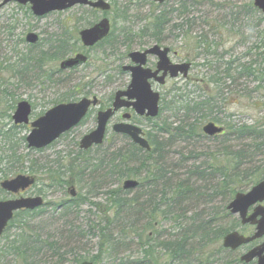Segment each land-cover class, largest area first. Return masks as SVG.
I'll list each match as a JSON object with an SVG mask.
<instances>
[{
	"label": "rangeland",
	"instance_id": "rangeland-1",
	"mask_svg": "<svg viewBox=\"0 0 264 264\" xmlns=\"http://www.w3.org/2000/svg\"><path fill=\"white\" fill-rule=\"evenodd\" d=\"M105 1L112 7L108 13L77 6L63 13L37 18L30 11L29 5L20 6L15 3L0 10V112L3 113L0 114V128L8 129L13 125L9 118L14 112L10 110L13 103L15 109L19 102H28L33 108V121L60 103H74L82 98L92 97H97L100 101L99 106L93 108L79 126L50 147L36 151L29 150L26 144H19V153L27 156V161L20 168L12 169L6 174L10 175L8 178H14L18 174L36 177V184L25 195L42 196L45 206L22 223L29 224L25 227V233L31 247L26 250L25 259L7 255L2 259V264H81L84 261L105 264L107 261H117L110 257V251L107 252L100 246L104 240L99 230L106 226L115 238L121 234L125 237L124 247H120L116 253L118 259L142 260L146 251L147 256L151 255V258H146L150 264H172L160 245L171 236L190 228L192 218L198 217L199 222L204 224L210 221L213 232L219 227L233 229L244 236L254 232L253 228L241 225L239 217L227 210L233 197L229 200L212 195L213 188L224 183L222 176L214 172L220 162L228 165L230 159L227 154L234 155L242 151L245 169H257L259 173H264V136L238 138L226 131L224 135L213 139L202 131L206 124L213 122L225 129L226 126L233 125L234 128L250 127L264 132V19L254 8L253 0H167L163 5H157L152 0ZM103 17L111 23V41L83 50L77 40L79 32ZM158 19L164 26L159 35L154 32L160 26L156 21ZM10 27L13 28L12 34L8 31ZM29 33L39 36L36 45L26 43L25 38ZM63 42L65 46L60 51L61 56L53 57L59 44ZM154 44L169 48L173 62L190 63L192 67L187 79L179 78L155 88L163 98L161 113L157 119L140 118L130 111L131 123L144 133L159 135L162 143L170 138L168 133L157 129L163 123L172 124L173 131L182 126V121L186 125L194 124L195 132L206 137L177 136L167 142L163 154L162 165L170 175L183 180L194 170L199 173L190 179V185L197 183L194 190L203 197L190 208L183 206L190 212L183 216L182 229L176 225L174 215L165 220L159 217L160 212L151 216L148 212L152 206L147 203L146 198H140L138 202L143 209L141 214L132 217L134 211L125 207L122 215L111 222L115 212L112 196L121 195L131 200L141 195L142 192L136 189L122 190L126 180L139 179L110 177V172L107 173L103 168L97 173L100 178L99 189L92 195L88 190L90 182L87 178H93L88 176L90 171L87 169L93 168L90 164L95 165L98 160L110 158L117 150L130 149L131 140L112 131V125L121 121V113L109 123L105 142L101 147H94L90 152L82 154L78 148L81 138L96 128L97 113L111 105L116 91L127 87L129 75L121 71V67L128 63L127 54L143 51ZM78 52L86 53L89 62L72 70H60V63ZM46 53L51 54L44 57ZM14 63L17 66L13 71L10 67ZM104 65L107 67L105 72L102 71ZM244 68L248 69L249 74L244 72ZM227 69L231 71L230 77L226 76ZM204 101L211 105V109L205 111V117L192 113L193 105L178 114L174 111L176 102H179L180 109L185 107L186 102L194 104ZM216 120L221 123H216ZM29 131L30 127L18 129L19 140L26 137ZM46 161L52 165L62 161L60 166L66 178L56 179L43 170ZM82 164L87 169L84 175L81 173L79 176ZM203 171L208 176L201 175ZM199 176L206 177V180H200ZM2 178L3 174H0V183ZM70 185L75 186L80 198L77 207L70 213L63 214L55 210V207L61 202L72 200L67 192ZM110 191L116 192L110 196ZM13 197L0 190V201ZM174 211L175 208L172 207L170 212ZM145 212L147 213L144 214ZM22 224L15 223L5 231L0 238V251L6 245L5 238L14 240L21 226H25ZM195 225L196 223L192 227ZM191 229L197 231L195 228ZM133 230L140 235L139 239ZM147 239V248L140 246L141 241L145 242ZM263 241L264 238L237 251L225 249L226 252H220L222 240L216 244L204 239L205 246L202 249L197 246L200 240L189 239L187 244L195 245L194 248H189L193 264L198 260L200 251L213 254L209 264H238L237 259L240 262L244 253ZM55 243L51 248L50 245Z\"/></svg>",
	"mask_w": 264,
	"mask_h": 264
},
{
	"label": "trees",
	"instance_id": "trees-1",
	"mask_svg": "<svg viewBox=\"0 0 264 264\" xmlns=\"http://www.w3.org/2000/svg\"><path fill=\"white\" fill-rule=\"evenodd\" d=\"M2 1V0H0ZM185 7V6H184ZM182 7V8H184ZM160 23V19L156 20ZM158 24V23H157ZM187 25V22H186ZM158 26V25H156ZM155 27V26H153ZM152 27V28H153ZM162 24L160 23V26L158 29L154 32H156L157 35L163 32ZM181 26V28H183ZM10 34L13 32V28L10 27V30H8ZM78 42L79 39L77 38ZM110 40V36L107 40L104 42L108 43ZM206 43L207 41L203 39ZM202 41L199 42V45L202 44ZM111 41V40H110ZM109 41V42H110ZM160 40L157 41L159 43ZM59 44V47L57 48L56 54L53 55V57L58 58V56H61L60 51L64 50V44ZM73 49H75V45L72 46ZM70 51V50H67ZM51 53H46L44 57H49ZM63 54V52H62ZM17 65H12L10 68L13 69ZM107 69L106 65L102 68V71L105 72ZM22 70L25 71V68H22ZM244 72L249 74L248 69L244 68ZM251 73V72H250ZM231 71L227 69L226 76L230 77ZM22 79H25V77ZM219 82H217L218 84ZM177 106L176 109L174 108V111L178 113H181V111H184V109L188 108L189 106L193 105V111L192 113L195 114H201V116H206L205 111L208 109H211V105L209 102L204 101L201 103H194L189 104L186 102V105L184 108H178L180 106L179 102H176ZM189 104V105H187ZM15 103L10 107V110L14 109ZM187 106V107H186ZM0 114H3L0 112ZM177 116V115H176ZM10 117V116H9ZM216 123H221L220 121L216 120ZM194 124L186 125L184 121H182V126L175 128L173 131L172 124L163 123L160 128H157L158 130L162 131V133H168L170 138L166 141V143H162L161 138L159 135H155L153 133H146V138L149 142V145L151 147L150 152L143 151L139 147L135 146L134 144H130V149L128 151H121L117 150L115 153L111 155L110 158L101 159L98 160V163L95 165L90 164V167L87 169V167L82 164V170L79 171V176L84 175L86 169L90 171L89 177L93 178H87L89 180V188L88 190L91 191V195L96 192V190L99 189V181L100 178L98 176V172L102 171L104 168V171L108 173L110 172L109 176L114 177L116 176L119 179H128V178H136L139 179V186L136 189V191L139 190V192H142L141 195L133 197L131 200H128L124 198V196H112L113 193L116 191H110L109 194L112 196L113 200V210L115 211L112 215L111 222L119 218L122 213L125 210V207H130L132 211H134V214H132V217H136L139 214L142 213L143 209L140 208L138 205L140 198H146L147 203L151 204L152 208L150 213L151 216H156L158 212H160L161 215H159L160 218H163L164 220L168 217L174 215L176 217V225H179V229H182L184 225V219L185 214L190 212L187 208H183V206H188V208L192 207L197 201H199L203 196L200 194V192H197L194 190V187L197 183H194L193 185H190V179L194 178V175H198V170H194L190 173V175L187 176L186 179L180 180L177 177H174L168 173V170L162 165V158L165 151V147L168 145V141H172L177 136H188L189 138L192 136H201L206 138L202 133H196ZM25 128V127H20ZM18 127L11 126L8 129L0 128V150H1V157H0V174H3L4 179H8L10 175H7L9 171L15 168H20L21 165H23L27 161V156L19 153V144L23 143L25 137H22V139L19 140L18 133H17ZM229 131L231 134L237 136L238 138L243 137H262L264 136V132L262 131H256L250 127H239L234 128L233 125L226 126L225 132ZM224 135V134H223ZM222 136V135H221ZM220 136L213 137V139H216ZM79 153H84L79 151ZM230 159L227 162V166L222 164L221 162L216 166V172L219 173L220 176L223 178V185L217 184L213 188L212 195L216 196H223L227 199L230 197L234 198L239 193H245L247 192V188L250 187V189L255 186L260 181H264V173H259L257 169L256 171H248L250 169H245L244 165L242 164V160L244 158V153L242 151L236 152L234 155L227 154ZM220 161V160H218ZM61 162H58L56 165H52L50 162H45L43 170H46L52 177L56 179H63L66 175L64 173ZM36 167L38 165L34 163ZM52 165V166H51ZM3 166H6L4 168ZM57 167L55 170L53 168ZM204 172V171H203ZM228 172V173H227ZM255 172L257 173V176H255ZM19 173V171H18ZM68 173V172H67ZM5 174V176H4ZM70 174V172L68 173ZM97 174V175H96ZM206 174L204 173H200ZM144 175V176H143ZM78 176V175H77ZM87 177V176H86ZM66 178V177H65ZM200 180H206V177L199 176ZM68 179V178H67ZM86 179V178H85ZM82 180V178L80 179ZM176 181L175 183H172L171 181ZM199 180V181H200ZM233 187V189H231ZM151 188V189H150ZM1 190V189H0ZM79 195L69 201L61 202L55 207V210H59L60 212H63V214L70 213L73 208L77 205V202L79 201ZM232 198V199H233ZM225 199V200H227ZM230 200V202L232 201ZM229 202V203H230ZM145 206V205H143ZM77 207V206H76ZM164 207L165 209H162ZM172 207L175 208L174 212H170L172 210ZM190 210V209H189ZM39 210L36 211H21L17 213L14 217V220L9 224L8 228H12L15 223H19L20 225L27 221L24 219L32 218L34 215L38 213ZM145 212L144 214H146ZM114 216V218H113ZM22 217V218H21ZM122 220V219H118ZM109 220H107L108 222ZM182 221V222H181ZM192 224H190V228H186L185 230L180 231L176 236H171L166 242L162 243L160 246L164 250V255L170 258V261L172 264H193L191 253L189 248L192 246L193 248L195 245H188L187 243L189 239H195L200 240L197 246H200L198 249L204 248V239L209 241L210 243H216L219 244L221 240L230 232L234 231L233 229H227L223 227H219L215 229H212L210 226V221L204 223L199 222L198 217L192 218ZM196 223L195 227H192L193 224ZM108 224V223H107ZM24 227L21 226V229L18 234L15 235V239L12 241H9V237L5 238V247L0 251V264H2V259H4L7 255L11 256H21L25 259V255L27 254L26 250L31 248L28 244V237L25 233V227H28V222L26 224H22ZM31 227V225H30ZM195 228L197 231L195 232L193 229ZM94 229V228H92ZM30 231V228H29ZM100 233H102V238L104 240L103 244L100 245L101 249L107 250L111 252L110 257L117 260L105 264H150V261H147V257L151 258V255L147 256L146 251L144 252V257L142 260L139 258H136L134 260H131L130 258H117V252L120 247H124L125 245L124 240L125 237L123 234H121L119 237L115 238L110 230L109 227H103L100 228ZM134 234L137 235L138 239L140 238V235L137 233V231H134ZM189 232V233H188ZM149 239H147L145 242L140 243V246L143 248H147ZM55 244H51V248L54 247ZM33 246V245H32ZM221 250L220 252H226L225 249H223L222 246L219 247ZM199 258L194 262V264H209V261H211V258L213 254L208 255L204 252H198ZM63 256V255H61ZM236 263L240 264L239 260H236Z\"/></svg>",
	"mask_w": 264,
	"mask_h": 264
},
{
	"label": "water",
	"instance_id": "water-1",
	"mask_svg": "<svg viewBox=\"0 0 264 264\" xmlns=\"http://www.w3.org/2000/svg\"><path fill=\"white\" fill-rule=\"evenodd\" d=\"M155 3L163 4L166 0H153ZM10 3H18L19 5H31V11L35 17L43 18L46 15L55 12H65L77 6L89 7L93 10L101 12H109L111 6L105 0H3L0 3V10ZM253 5L258 9L264 18V0H253ZM111 25L107 18L102 19L94 26L84 29L79 33L81 42L85 48H92L110 34ZM26 43L36 45L39 37L34 33L26 36ZM168 48L153 46L145 52H132L129 54L131 66H124V72L131 73L130 84L126 90L118 91L112 103V107L100 111L97 114L96 129L83 137L79 142L80 150L87 151L94 146L103 144L106 128L109 121L115 113L123 109H133L135 113L141 117L154 119L159 115L160 94L151 89L149 81L155 79L159 84L163 85L165 79L169 76L176 79L179 76L187 78L191 64H172L168 55ZM148 55L158 57L157 70L152 72L144 69ZM88 58L82 54H77L73 58L63 61L60 65L62 70L72 69L86 64ZM163 73L161 77H157L159 73ZM98 104L97 98L93 100L82 99L78 103L60 104L47 111L42 117L30 123L32 128L30 134L26 137L28 149H44L59 139L63 134L69 132L76 127L86 116L90 107ZM32 113L31 105L22 101L17 104L13 114V120L16 125H28L29 118ZM131 115H123L124 120H130ZM112 130L121 135L128 136L131 141L139 146L142 150L150 151V145L144 138L143 131L130 124H115ZM203 133L208 137H214L223 133V128L216 126L214 123H208L203 127ZM35 184V180L30 176L19 175L11 180L1 183L0 187L7 193L17 195L25 192ZM139 183L135 180H126L124 182V190L131 191L136 189ZM71 197H76L74 187L69 189ZM41 197H20L15 200L0 202V237L7 229L9 223L14 218L16 212L22 210L34 211L43 206ZM264 182L254 186L247 193H239L229 203L227 210L232 215H238L241 225L255 226V233L252 236H244L234 231L228 233L222 242L224 249L236 251L239 248L249 245L264 237ZM253 208L251 214L249 210ZM240 261L245 264L256 262V264H264V242L259 246L247 251L240 257ZM81 264H94L84 261Z\"/></svg>",
	"mask_w": 264,
	"mask_h": 264
},
{
	"label": "flooded vegetation",
	"instance_id": "flooded-vegetation-1",
	"mask_svg": "<svg viewBox=\"0 0 264 264\" xmlns=\"http://www.w3.org/2000/svg\"><path fill=\"white\" fill-rule=\"evenodd\" d=\"M85 8H87L88 9V7H85ZM90 10V9H89ZM104 19V18H103ZM96 24V23H95ZM39 42V41H38ZM149 48H151V47H149ZM149 48H146V49H144L143 51H140V52H145V51H147ZM163 48H165V47H163ZM170 55H171V51H170V53H169V59H170V61H171V63L172 64H183V63H186V62H173L172 60H171V58H170ZM146 59H147V62H146V65L144 66V69H149V70H151L152 72H155L156 70H157V64H158V57H156V56H153V55H148L147 57H146ZM127 61H128V63L127 64H125V66H131L132 65V62L130 61V58H129V53L127 54ZM192 67V66H191ZM125 74H127V75H129V78H130V76H131V73L130 72H124ZM162 72L161 73H159L158 74V76L157 77H161L162 76ZM180 78V77H179ZM179 78H177V79H171L169 76H167V78L165 79V83L163 84V85H161V84H159L155 79H152V80H150L149 81V84H150V86H151V89L154 91V92H156V93H159V92H157L156 90H155V88H159V87H163V86H165L168 82H170V81H172V80H178ZM129 84H130V81H129V83H128V85H127V87L129 86ZM127 87L125 88V89H127ZM160 94V93H159ZM93 98V97H92ZM162 100H163V98L161 97V95H160V105L162 104ZM100 102V101H99ZM64 104H66V103H64ZM111 104H112V102H111ZM160 105H159V107H160ZM110 107H111V105H110ZM93 109V107H90L89 108V110H88V112H87V114H86V116L83 118V120L77 125V126H79L84 120H85V118L87 117V115L89 114V112L91 111ZM124 112V113H123ZM123 112H121V114L123 115V114H129V115H131V118H130V123H131V120H132V114L130 113V110H128V111H123ZM132 112V111H131ZM160 113H161V107H160V109H159V115H160ZM98 114V113H97ZM139 117V116H138ZM140 118H144V119H147V120H149L150 118H145V117H140ZM96 119H97V115H96ZM157 119V118H156ZM133 124V123H132ZM76 126V127H77ZM76 127H74V128H76ZM78 148H79V144H78ZM79 151H80V149H79Z\"/></svg>",
	"mask_w": 264,
	"mask_h": 264
},
{
	"label": "bare ground",
	"instance_id": "bare-ground-1",
	"mask_svg": "<svg viewBox=\"0 0 264 264\" xmlns=\"http://www.w3.org/2000/svg\"><path fill=\"white\" fill-rule=\"evenodd\" d=\"M9 118H11V120H12V124H13L12 126H13V127H18V129H20L21 126L15 124V122H14V120H13V116H10ZM73 129H74V128H72L71 130H73ZM71 130H70V131H71ZM70 131H69V132H70ZM113 132H114V131H113ZM114 133H115V132H114ZM115 134H117V133H115ZM86 135H87V134H86ZM86 135H84L83 137H85ZM117 135H118V134H117ZM119 135H120V134H119ZM83 137H82V138H83ZM104 141H105V139H104ZM24 144H26V146H27L26 137H25V140H24ZM30 177H32V178L35 180V182H37L36 177H34V176H32V175H30ZM11 179H13V178H12V177H11V178H8V180H11ZM261 182H264V181H260L259 183H261ZM259 183H257V184H259ZM257 184H256V185H257ZM123 186H124V184H123ZM123 186H122V190H123V191H126V190H124ZM15 199H16V198L13 197V198H11L10 200H15Z\"/></svg>",
	"mask_w": 264,
	"mask_h": 264
}]
</instances>
